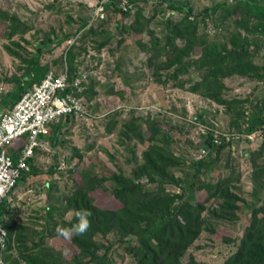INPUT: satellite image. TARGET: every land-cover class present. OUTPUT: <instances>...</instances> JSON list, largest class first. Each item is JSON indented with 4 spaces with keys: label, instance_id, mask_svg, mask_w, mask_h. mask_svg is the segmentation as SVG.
<instances>
[{
    "label": "rangeland",
    "instance_id": "rangeland-1",
    "mask_svg": "<svg viewBox=\"0 0 264 264\" xmlns=\"http://www.w3.org/2000/svg\"><path fill=\"white\" fill-rule=\"evenodd\" d=\"M100 1L0 0V31L19 25L27 28L12 38L0 36V78L26 74L31 62H39L46 71L67 68L74 77L83 78L76 92L87 109L86 117L60 120L38 139L29 159L30 169L22 173L7 200L4 222L15 230L12 249L7 251L12 255L9 262L17 259L26 264L21 258L25 246L42 238L44 246L35 252L46 261L74 263L70 238L48 231L54 222L63 227L62 221L72 217L66 210L72 168L78 163L100 175L121 170L132 174L137 164L143 163L148 144L147 139L140 142L134 138L131 131L137 129L147 137L155 135L157 143L180 157L174 170L179 184H169L175 193H183L196 172L193 162L203 158L205 147L212 160L201 170L206 179L237 177L230 188L241 199L239 223L213 218L217 232L203 231L187 253L202 264H220L236 249L221 237L232 231L239 239L252 207L264 201V25L239 0H228L225 5L236 9L231 14L220 7L222 0H165L150 21L136 12L124 15L107 5L102 13H96ZM110 1L123 10L129 4L146 12L154 10L150 0ZM252 1L264 4V0ZM190 5V16L196 17L198 25L193 39L198 43L188 49L187 37H174L180 44L177 52L168 43L167 34L179 16H171L170 10L180 7L184 15ZM205 8L209 11L203 20ZM245 39L252 66L241 62L246 66L244 73L233 71L227 58L215 66L203 64L210 53L229 57L242 49L240 42ZM213 75L223 82L227 102L189 89L194 81ZM4 87L1 98L5 100L11 85L4 83ZM210 139L215 140V146L210 145ZM141 179L148 182L146 176ZM108 185L113 187L110 181ZM220 202L214 199L209 203L208 219ZM59 211L65 213L64 218ZM51 213L55 216L49 223ZM115 232L108 234V240H117ZM112 259L114 264H137L118 244Z\"/></svg>",
    "mask_w": 264,
    "mask_h": 264
},
{
    "label": "trees",
    "instance_id": "trees-1",
    "mask_svg": "<svg viewBox=\"0 0 264 264\" xmlns=\"http://www.w3.org/2000/svg\"><path fill=\"white\" fill-rule=\"evenodd\" d=\"M110 2L107 6L114 7L124 15L136 12L139 18L150 21L156 15L158 8H163L165 0H150L151 8L154 10L149 12L138 5L123 10L114 2ZM238 2L249 8L250 12L264 25V4L260 5L252 0ZM219 4L227 14L236 11L235 8L230 9L225 6L229 4L228 0H222ZM192 10V5L189 6L188 13L184 15L180 7H172V11L170 10L173 12L171 16L175 14L179 16L167 34L168 43L174 46L177 52H179L180 44L175 43V38L187 37L188 49L193 47L194 43H198L197 39H193L196 38L198 25L195 22L196 17L190 16ZM208 11L209 8H205L202 12L203 20L207 18ZM26 31L25 26L19 25L0 31V36L12 38ZM240 45L242 49L229 53V57L221 53L218 56L210 53L203 64L211 67L215 66L216 62H226L227 58L229 59L227 63L233 67V71L244 73L246 66H252L249 62L250 45L247 39L241 40ZM180 56L183 55L180 54ZM243 61L246 62V66L240 65ZM238 66L240 67L237 69ZM26 70L24 75H12L3 79L4 83L11 85V88L6 91V96L11 99L1 98V110L12 107L25 91L34 83L40 82L48 73L39 62H31V67L29 66ZM24 78L29 80L25 82ZM72 78L74 76L69 71V80L71 81ZM181 86L184 84L181 83ZM189 89L202 92L219 102L224 103L228 100L223 97L224 84L217 80L216 75L194 81ZM73 116L65 115L58 121L50 123L49 127L60 120L64 123L66 119ZM131 132L140 142H144L145 139L148 142L143 156L144 161L137 164L132 174L121 170L107 176L100 175L83 169L78 163L75 168H72V184L70 188H67L66 195L68 203L66 210H71L72 217L62 221V226L70 227L76 222L75 211L78 209H88L91 212L88 230L82 235L73 234L70 237L69 247L73 251L74 261L72 264H114L112 254L117 244L121 245L127 254L133 256L137 264H202L192 253H187L189 247L203 231L211 235L216 233L217 228L213 227L215 219L233 225L239 223L238 211L242 208L241 199L230 188L232 181L237 177L235 179V176H231L215 181L206 179L201 170L211 165L212 160L207 158L208 148L205 147L206 155L193 162L196 172L183 188V193H175L171 191L169 184H179L174 170L180 165V157L168 151L161 143H157L155 135L149 133L147 137L143 131L137 129H132ZM25 140L26 137H22L13 143L10 153L14 161L18 160ZM209 142L210 145L215 146V140L210 139ZM218 147L221 148V143ZM143 176L147 177L148 182L141 181ZM108 181L113 184L112 188L109 187ZM214 199L222 200V202L213 209L208 219L209 203ZM6 208L7 201L4 202L1 214L4 215ZM59 214L62 218L65 217V213L59 211ZM54 216V213L49 215V223H52ZM2 222L8 231L7 248L2 252V259L5 264H10L12 255H7V251L12 249V236L15 230L12 226L6 225L4 220ZM58 224L60 223L54 222L51 225L53 227L50 226L48 231L56 230ZM114 230L118 235L117 240H108V234ZM131 235L135 236V241L133 237H130ZM221 238L229 245H235L236 249L220 264H264V201L252 207L239 239H236L232 231H228L227 235ZM42 246H44L42 238L31 246H25L21 258L26 264H56L46 261L35 252ZM13 261L12 264H21L20 260Z\"/></svg>",
    "mask_w": 264,
    "mask_h": 264
},
{
    "label": "built area",
    "instance_id": "built-area-1",
    "mask_svg": "<svg viewBox=\"0 0 264 264\" xmlns=\"http://www.w3.org/2000/svg\"><path fill=\"white\" fill-rule=\"evenodd\" d=\"M110 0H101L96 13H102ZM132 5H124V9ZM82 77L69 80L67 68L60 72L48 71L38 83H34L25 91L12 107L0 110V264H5L2 252L7 248L8 231L2 220L1 209L4 202L17 187L22 173L28 171L29 159L33 155L38 139L47 133L49 124L58 121L65 115L86 117L85 101L80 93ZM5 87L0 83V99ZM26 137L17 161L8 150V146Z\"/></svg>",
    "mask_w": 264,
    "mask_h": 264
},
{
    "label": "clouds",
    "instance_id": "clouds-1",
    "mask_svg": "<svg viewBox=\"0 0 264 264\" xmlns=\"http://www.w3.org/2000/svg\"><path fill=\"white\" fill-rule=\"evenodd\" d=\"M71 211V210H70ZM91 215L88 209H78L75 211V223H72L70 227L58 226L56 231L60 236L64 238H70L71 235H82L84 234L90 225L89 217Z\"/></svg>",
    "mask_w": 264,
    "mask_h": 264
},
{
    "label": "crops",
    "instance_id": "crops-1",
    "mask_svg": "<svg viewBox=\"0 0 264 264\" xmlns=\"http://www.w3.org/2000/svg\"><path fill=\"white\" fill-rule=\"evenodd\" d=\"M0 79L2 80L0 83L4 85L3 78H0ZM17 187H18V186H17ZM17 187H16V188H17ZM16 188H15V189H16Z\"/></svg>",
    "mask_w": 264,
    "mask_h": 264
},
{
    "label": "water",
    "instance_id": "water-1",
    "mask_svg": "<svg viewBox=\"0 0 264 264\" xmlns=\"http://www.w3.org/2000/svg\"><path fill=\"white\" fill-rule=\"evenodd\" d=\"M2 80L0 79V82H1Z\"/></svg>",
    "mask_w": 264,
    "mask_h": 264
}]
</instances>
